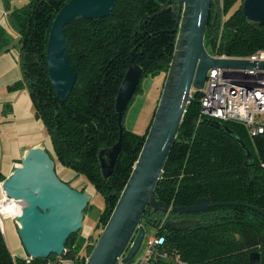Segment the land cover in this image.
I'll return each mask as SVG.
<instances>
[{
	"label": "trees",
	"instance_id": "1",
	"mask_svg": "<svg viewBox=\"0 0 264 264\" xmlns=\"http://www.w3.org/2000/svg\"><path fill=\"white\" fill-rule=\"evenodd\" d=\"M68 1L30 0L10 13L19 36L22 76L21 82L10 89L21 87L29 93L35 116L50 139L54 158L47 154L53 163L56 160L63 168L85 176L103 197L104 210L98 223L102 231L130 177L151 123L150 120L145 133L138 136L123 127L122 118L121 151L110 177L105 179L98 151L113 146L119 138L115 98L133 51L142 76L161 71L166 75L175 49L176 34L171 31L177 4L176 0H117L106 18L68 23L64 35L76 80L67 101L61 103L48 78L45 51L51 23ZM223 1L226 13L237 6L221 25L214 3L211 5L204 37L213 54L247 57L264 49V25L244 21L242 0ZM9 43L7 32L0 27V52ZM192 96L199 100L201 93ZM199 112L196 102L186 106L153 197L169 208L192 206L200 198L215 206L181 215L153 211L148 206L141 225L144 229L155 228L156 237L163 239L150 264H248L250 254L255 252L260 264H264V135L250 140L240 124L211 119L243 142L254 162L246 165L242 147L220 128L204 122ZM170 219L193 221L194 225L166 230L164 223ZM79 233L68 238L59 257L32 258L26 263L21 256L12 257L0 232V264H84L100 233L86 241L82 253L78 250Z\"/></svg>",
	"mask_w": 264,
	"mask_h": 264
},
{
	"label": "water",
	"instance_id": "2",
	"mask_svg": "<svg viewBox=\"0 0 264 264\" xmlns=\"http://www.w3.org/2000/svg\"><path fill=\"white\" fill-rule=\"evenodd\" d=\"M117 0H69L56 13L49 29L45 58L48 78L57 99L64 103L73 89L76 72L70 65L64 27L75 19L95 20L110 15ZM213 0H176L175 49L165 76L158 105L130 177L84 264H130L142 246L145 229L141 220L146 208L162 213H199L214 207L205 198L192 206L169 208L153 197L154 189L167 162L179 130L186 106L192 96L201 93L209 71L217 68L264 71V61L212 57L204 47V36ZM241 11L247 23L264 25V0H242ZM122 79L115 98L119 127L118 141L98 151L102 175L108 179L121 151V121L142 78V70L134 62ZM220 128L245 152L246 165H254L243 142L226 126L204 119ZM4 195L21 202L16 218V232L26 255L33 259L59 257L68 238L82 229L83 211L90 196L79 192L60 179L54 163L41 147L28 150L1 185ZM255 210V209H254ZM257 211V210H255ZM259 212V211H257ZM194 225L188 220H167L166 230H180ZM248 264H260L258 253L249 256Z\"/></svg>",
	"mask_w": 264,
	"mask_h": 264
},
{
	"label": "built area",
	"instance_id": "3",
	"mask_svg": "<svg viewBox=\"0 0 264 264\" xmlns=\"http://www.w3.org/2000/svg\"><path fill=\"white\" fill-rule=\"evenodd\" d=\"M215 14L219 16L222 25L227 18L224 11L223 0H213ZM218 59H238L250 62L264 61V49L257 50L247 57H227L225 55L210 54ZM200 112L201 119H214L223 122H234L240 124L246 131L250 140L264 135V71L217 68L209 71L201 92ZM264 168V164H262ZM0 198V232L4 234L3 221H12L17 226L16 218L21 211V202L7 198L1 188ZM159 237L149 240L146 256L137 264H150L157 256ZM162 257L164 256L161 254ZM12 257H15L12 255ZM27 263L32 258L22 257Z\"/></svg>",
	"mask_w": 264,
	"mask_h": 264
},
{
	"label": "crops",
	"instance_id": "4",
	"mask_svg": "<svg viewBox=\"0 0 264 264\" xmlns=\"http://www.w3.org/2000/svg\"><path fill=\"white\" fill-rule=\"evenodd\" d=\"M29 1L0 0V27L14 36L8 47L0 52V183L11 175L24 154L32 148L41 147L53 157L50 139L41 120L35 116L29 93L21 87L10 89L22 80L19 36L12 26L10 13ZM62 180L70 183L68 177ZM19 252L20 249L14 256Z\"/></svg>",
	"mask_w": 264,
	"mask_h": 264
},
{
	"label": "rangeland",
	"instance_id": "5",
	"mask_svg": "<svg viewBox=\"0 0 264 264\" xmlns=\"http://www.w3.org/2000/svg\"><path fill=\"white\" fill-rule=\"evenodd\" d=\"M236 6L237 4H235L231 9H229L227 14L229 15L230 12L234 10ZM8 36L11 41L14 40V36L12 34L8 33ZM204 47L209 54H213L209 40L205 37ZM165 76L166 75H164L162 71L155 75L142 76L139 83V91L135 92L123 115L122 124L126 130L138 136H142L145 133L150 123V120L152 119L154 109L158 105V100L163 87ZM54 164L56 173L60 179H62L63 177H68L70 179L71 185L75 189H84V192L89 193L90 196L89 208L84 210L82 229L80 230L78 236L81 238L79 244L80 247L78 248V250L81 251L80 253H82L81 249L82 246L86 243V241L90 240L94 236L96 237L99 233H101V229L100 226H98V223L100 215L104 210V200L100 194L94 191L93 187L87 181L85 176L76 175L71 170L63 168L56 162V160L54 161ZM15 227L12 221H3L4 241L11 254L16 255L15 253H17L20 249V254H17V256L26 257L27 255L25 254L24 249L20 243ZM155 233V228L151 226H145L144 242L140 247L138 253L136 254L134 261L130 264H136L140 259L146 256L147 244L150 239L156 237ZM159 238L158 242L160 241ZM90 243H92V241H90Z\"/></svg>",
	"mask_w": 264,
	"mask_h": 264
},
{
	"label": "flooded vegetation",
	"instance_id": "6",
	"mask_svg": "<svg viewBox=\"0 0 264 264\" xmlns=\"http://www.w3.org/2000/svg\"><path fill=\"white\" fill-rule=\"evenodd\" d=\"M65 182V181H64ZM70 187H72V188H74L70 183H68V182H66ZM75 189V188H74ZM77 190V189H76ZM77 191H79V190H77ZM170 220H172V219H170Z\"/></svg>",
	"mask_w": 264,
	"mask_h": 264
},
{
	"label": "bare ground",
	"instance_id": "7",
	"mask_svg": "<svg viewBox=\"0 0 264 264\" xmlns=\"http://www.w3.org/2000/svg\"><path fill=\"white\" fill-rule=\"evenodd\" d=\"M18 212H20V209L18 210Z\"/></svg>",
	"mask_w": 264,
	"mask_h": 264
}]
</instances>
